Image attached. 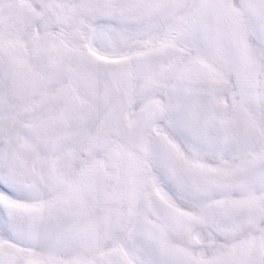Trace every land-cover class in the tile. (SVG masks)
<instances>
[{"label": "snow or ice", "instance_id": "6c2138e0", "mask_svg": "<svg viewBox=\"0 0 264 264\" xmlns=\"http://www.w3.org/2000/svg\"><path fill=\"white\" fill-rule=\"evenodd\" d=\"M0 264H264V0H0Z\"/></svg>", "mask_w": 264, "mask_h": 264}]
</instances>
